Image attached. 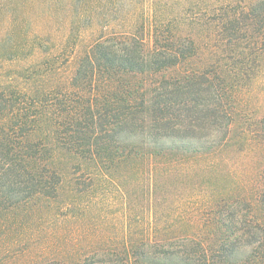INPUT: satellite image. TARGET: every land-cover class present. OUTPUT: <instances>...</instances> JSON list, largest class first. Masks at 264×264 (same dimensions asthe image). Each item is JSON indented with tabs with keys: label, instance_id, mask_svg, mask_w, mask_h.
Returning <instances> with one entry per match:
<instances>
[{
	"label": "rangeland",
	"instance_id": "rangeland-1",
	"mask_svg": "<svg viewBox=\"0 0 264 264\" xmlns=\"http://www.w3.org/2000/svg\"><path fill=\"white\" fill-rule=\"evenodd\" d=\"M229 1L257 0H0V90L33 94L69 78V64L52 77L35 74L61 36L138 32L146 38L154 15L185 17ZM180 30L193 31L187 24ZM200 38L202 45L204 33ZM201 53L197 68L206 62ZM206 104L193 110L194 132L178 145L191 157L131 161L105 176L79 172L56 156L66 168L57 194L34 196L0 215V264H79L91 251L186 237L212 242V264H242L261 248L264 255V242L258 247L251 230L254 223L264 227V136L255 132L264 120V55L224 102L226 116L203 112ZM148 257L144 264H171L160 254Z\"/></svg>",
	"mask_w": 264,
	"mask_h": 264
},
{
	"label": "trees",
	"instance_id": "trees-1",
	"mask_svg": "<svg viewBox=\"0 0 264 264\" xmlns=\"http://www.w3.org/2000/svg\"><path fill=\"white\" fill-rule=\"evenodd\" d=\"M183 24L196 32L183 33ZM148 31L146 38L138 32L61 36L35 74L52 77L69 64V78L33 94L0 90L1 217L34 196L57 194L66 168H59L56 156L69 158L79 172L105 176L131 161L191 157L178 145L194 132L193 110L205 101L203 112L226 116L224 102L264 55V0L247 6L229 1L165 20L154 15ZM202 51L206 62L197 68ZM255 132L263 139L264 120ZM251 230L263 247L264 227L254 223ZM261 251L242 264H261ZM148 254L171 264L213 262L211 241L186 237L91 251L79 264H144Z\"/></svg>",
	"mask_w": 264,
	"mask_h": 264
}]
</instances>
